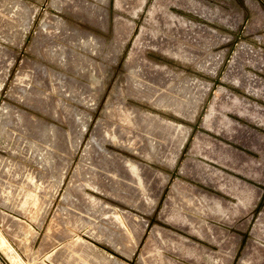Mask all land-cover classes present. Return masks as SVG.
Listing matches in <instances>:
<instances>
[{
	"label": "rangeland",
	"instance_id": "1",
	"mask_svg": "<svg viewBox=\"0 0 264 264\" xmlns=\"http://www.w3.org/2000/svg\"><path fill=\"white\" fill-rule=\"evenodd\" d=\"M136 1L118 2L127 10L137 6ZM163 1L145 0L140 5L138 11L144 12V16H140L139 35H134L131 26L124 34V41L129 44L124 79L113 86L112 95L99 109L100 94L97 92L96 100V95L92 96L98 84L94 81L80 85L73 83L64 72L67 70L64 61L67 60V51L57 38L62 29L58 13L64 1L0 0V223L29 261L33 258L36 264L40 261L43 264L52 257L54 264H158L161 259L159 264L217 263L216 259L206 260L202 253L205 242L199 231L200 222L196 220L204 218L209 222L210 217L206 213L191 211L194 219L189 220V216L181 212V206L191 200L183 190L186 179L179 174L169 176L174 162L179 163L175 155L185 135L180 129L183 126H173L174 129L168 132L161 126L153 134L147 122L154 118L161 125L168 121L179 124L174 121L172 110L179 108V101L193 112L202 100L201 95L204 97L203 94L210 92L205 103L207 112L216 104L214 98L218 95V86L234 89L227 81L239 77L238 66L247 73L256 72L264 77V28L249 33L244 31L245 25L255 17L254 10L246 2L253 1L264 9V0H193L209 10L211 16L195 15L196 19L186 16V10L166 5ZM80 3L89 6L92 1L81 0ZM152 9H171L184 15L185 22L188 18L201 27L216 28L218 38L200 30H190L185 25V28L171 26L170 22L155 17ZM232 11L238 17L237 22L214 18ZM229 29L235 30L240 39L231 48L219 47V37L226 35ZM157 37L168 42L161 47V52L155 51L161 53L157 55L162 63L150 60L151 64L147 65L144 52H151L150 47L155 45ZM136 43L141 45L138 53ZM245 46L256 51L257 56L241 59L239 51ZM74 58L79 60L83 56L76 54ZM158 65L162 68L156 71L153 67ZM199 69L205 70L204 74L208 76L207 87L210 89L205 92L203 85L196 82L204 81L197 74ZM84 71L81 75L93 73L88 69V72ZM219 74L223 83H213ZM190 78L193 79L191 83ZM159 96L170 98L173 106H164V97ZM73 101L86 110L99 109L91 129L88 121L84 123L83 109L80 111ZM194 102L196 104L191 105ZM232 115L238 114L234 112ZM127 119L132 120L130 124ZM43 127H49L50 131L45 134ZM172 131H175L173 135ZM197 134L200 135L199 131L195 136ZM162 149H167L165 153L168 152L170 157L165 153L163 156ZM180 150L182 154L183 149ZM193 150L201 156V151L194 145ZM165 159H170L169 163ZM175 187L177 192H184L181 199L172 192ZM89 202L97 207L92 208ZM198 205L195 201L192 203L193 208L198 209ZM171 215L176 218H169ZM246 225L239 229L240 237L248 232ZM43 229L45 232L40 242ZM194 231L198 236H191ZM2 237L6 244L0 248V254L7 263L26 264ZM61 240L65 241L52 250L55 242ZM72 242H78L81 249L71 250ZM230 243L227 247L232 250L233 243ZM42 254L46 255V260L42 261Z\"/></svg>",
	"mask_w": 264,
	"mask_h": 264
},
{
	"label": "crops",
	"instance_id": "2",
	"mask_svg": "<svg viewBox=\"0 0 264 264\" xmlns=\"http://www.w3.org/2000/svg\"><path fill=\"white\" fill-rule=\"evenodd\" d=\"M137 1L136 3L139 5H141V2H143V0ZM162 1L163 0H160V2ZM164 1H169L170 5L172 3L174 6L186 10L188 12L186 13V16H188L190 19H196L194 18L195 15L211 17L209 10L206 11L202 7V4L200 6L199 3L196 4L193 0ZM154 12L155 17L170 22L171 26L185 28V25L190 30L194 29L198 30V32L200 30L202 33L208 35L212 34L214 36L216 35L215 37H217L216 28H210L208 26L201 27L199 23L193 24L188 18L186 20V24V22L183 20L186 17L184 15H179V13L174 10L168 9L165 11L163 9H155ZM234 14L236 13L232 11L230 14L225 15L224 12L223 15L218 14L213 16L216 20L227 19L229 21L231 20L237 22L238 17ZM197 19L199 18L197 17ZM239 56L241 59L257 56V52L245 46L240 49ZM238 68L239 70L237 72L240 73L239 77L237 76L236 78L231 79V81H227L229 84H232L234 89L225 87L224 85L218 86V95L214 98L216 104L212 105V107L209 108L207 112L205 111L207 113V126H211L212 128L208 130L211 131L214 129V132L221 131L220 133L223 132L224 138L220 137L218 134H212L209 131L199 132L200 137L197 139V142L194 144V146H196L201 151V156L194 153V156L191 158L188 157L186 160L187 170L190 171L192 174V179H194L191 181L186 180L185 189L188 191L185 189L184 190L185 194L190 196V199L193 201L188 199V203H185L184 206H181L183 209L181 212H185L186 215L189 216V220L194 219L192 218L194 216L190 214L191 211L196 213H206L207 216L210 217L209 222L204 218H196V220H199L200 222L198 223L200 225L199 231L201 232L200 234L204 238L205 242L202 246V253L204 254V257L206 255V260L216 259V264H264V207L260 211L257 210L254 220L252 219L251 223L246 225V227L248 226L249 228V234L246 237L245 235L240 237L239 234V229L242 227L239 218L244 216V214L247 212L249 204L247 200L260 197V195H262V190L259 188L257 181L262 180L264 182V77L256 72L247 73L242 67L238 66ZM191 79L192 78H190V80ZM192 80L189 83H191ZM196 82L202 84L206 88L207 85H209V81L207 82L205 80H196ZM209 89L210 88L208 87V90ZM257 90L261 91L259 92ZM212 95H214V92ZM247 108H249V110H247ZM227 110L232 111L233 113L235 112L238 115H232L231 113H228ZM247 115L248 117H246ZM258 115L259 118L257 119ZM148 121V126L151 124L155 125V123H151L150 120ZM170 124H165L167 126L159 124V127L161 128V126H165L163 129L168 132L173 130V124ZM232 140L239 141L240 145H234L231 142ZM223 164L228 166L230 165L229 167L231 168L243 169L244 174L248 178L244 179L242 176L237 175L233 171L220 166ZM198 180H204L208 185L212 187L214 186L219 191L212 188L206 189L203 186L198 185ZM172 192H174L176 196L180 197V199L184 196V192H181V190L177 192L176 187ZM241 193L245 196H243ZM194 201L199 204V210L193 208L192 203L194 204ZM211 201L213 204H211ZM208 207H213V209L209 208L208 211ZM214 220H217L218 222H213ZM261 224H263V228L261 227ZM230 225L231 228H229ZM253 226L258 230L261 229L262 233L261 231L256 230ZM44 232L45 231L43 229L40 242L42 241V235ZM64 241L65 240L55 242V247L52 248V250ZM230 242L233 243L232 250L229 248L231 244ZM214 245H217L216 248ZM227 245H229V247H227ZM245 253L247 254L246 256L244 255ZM249 253L250 256H248ZM246 257H248L249 260H247L248 258ZM239 259L242 260L240 261ZM49 262L54 264L52 257L50 258Z\"/></svg>",
	"mask_w": 264,
	"mask_h": 264
},
{
	"label": "flooded vegetation",
	"instance_id": "3",
	"mask_svg": "<svg viewBox=\"0 0 264 264\" xmlns=\"http://www.w3.org/2000/svg\"><path fill=\"white\" fill-rule=\"evenodd\" d=\"M63 1L64 2L61 5V10L58 13L60 16L62 29L59 31L61 32V34L58 33L57 38L61 43L64 44L67 51L66 57H68V59L67 62L65 61V66H66L65 68H67V70L64 68L66 70L64 72L73 83L77 82L80 85V83L86 84L87 82L89 83V81H94L98 84V86L95 85L94 87L95 90L94 93H92V96L94 97L96 95L95 97L96 100L97 92L98 94H100L98 100V107L100 109L101 106L112 95L113 86L116 83H119L122 79H124L125 70H126V63H125L126 54L129 48V44L126 41H124V34L125 31L130 29V26L134 35L138 34L142 25L140 24L142 23L140 21L141 19L140 16L143 17L144 12H140L137 10L138 8H140L139 4L135 6V8L134 6H131L132 8L130 7V9L127 8V10H125L123 4L118 2L119 0H91L92 3L89 4L88 8L84 4L80 3L81 0H67L66 2L65 0ZM83 1L87 2V0H83ZM97 2H99V4L101 5L99 6ZM252 2L253 1L246 2L249 5V7L253 9L255 12V17L253 16L254 18L251 21H249V23L244 27V31L246 33L253 32L259 28H264L263 27L264 9L257 6L256 3L254 4ZM163 3L166 5L170 4L169 1ZM171 6L174 5L171 3ZM152 10H153L152 13L154 14L155 9ZM116 27L119 28V30H117ZM236 30L239 31V29ZM260 30H258V32ZM239 39H240V35L237 32H235V30L229 29L226 35H223V37L221 38L219 37V41L221 42L219 44L220 45L219 47L231 48V45L236 44ZM154 42L155 45L150 47L151 52H149V50H146L148 52L146 51L144 52L145 64H151L150 60H153L157 63H162V60L159 59L158 55L161 54L159 53L161 52V47H163V45L165 46V44H167L168 42H166L161 37H157ZM137 46L140 47V45L136 43V47ZM139 47H137V51L141 50V48ZM156 50L159 52H155ZM76 54L83 56V58L79 60H75L76 58H74V55ZM153 68L155 69V67ZM158 68L161 69V67ZM84 69L86 71L88 69L89 72L93 71V73L91 75H86V74L81 75V72ZM155 70L157 71L158 69ZM199 70L200 71H198L197 73L198 76L201 79L204 80L206 79L207 81L208 76L204 74L206 73V71L203 69L202 70L199 69ZM220 77L221 75L219 74L218 80L214 79L213 83L215 84L223 83V79L221 80ZM205 89H208V87L206 88L205 86H203L202 90L204 92ZM205 95L206 94H203L204 97H202V100L198 104L197 110H195L194 112H191L192 110H188L184 108L183 101L182 102L179 101L178 104V106L180 105L179 108H181L183 112H181L179 108L172 109L174 110L173 111L174 121H177L179 125H183L182 129L185 131L186 135H183L182 137L183 141H181L182 143L180 142L179 148L177 150V155H175V157L179 160V163L177 164V160L176 162H174V167L170 171V175H169L170 177L175 174H179L182 176V178L184 177L186 180L191 181L194 179V178L192 179L191 173L186 168V163H187L186 160L188 157L191 158L192 156H194L195 153L193 150V145L197 142V138L199 139L200 137V135L196 137L195 132L208 131V129L206 128L208 126L204 125L206 123V115H207V113L205 112L206 111L205 103L206 100H208L210 92L206 95V97ZM73 103L77 104L80 111H82L81 109H83L84 123L86 124V122L88 121L89 122L88 128L91 129L94 125L96 116L98 115L97 111H99V109L96 107L95 110H91V109L86 110L78 102L73 101ZM175 110L177 112H175ZM190 112L194 114H191ZM227 112L234 114L232 113V111L227 110ZM178 114L180 115V117ZM176 126H177L176 128H180L178 124ZM214 134H218L220 137L224 138L223 133H214ZM231 142L234 145H240L239 141L237 140H232ZM181 148L183 149L182 154L180 150ZM220 166H223L226 169L233 171L237 175L242 176L244 179L248 178L244 174V170L241 168L239 169L231 168L229 167L230 165L228 166L226 164ZM257 183L259 184V188L262 190L261 192L262 195H260V197L247 200L249 202L247 209L248 213L246 212L244 216L239 218V221L241 222L242 226L251 223L252 219L254 220V218L256 217V211L257 210L260 211L264 207V182L260 180L257 181ZM197 184L203 186L206 189L212 188L214 190H218L214 186L212 187L208 185L205 181L198 180ZM248 234H249V230L248 232L244 233L243 236L245 235L246 237ZM192 235L198 236V234L195 231L192 232L191 236ZM46 263L51 264L48 260L43 264Z\"/></svg>",
	"mask_w": 264,
	"mask_h": 264
},
{
	"label": "bare ground",
	"instance_id": "4",
	"mask_svg": "<svg viewBox=\"0 0 264 264\" xmlns=\"http://www.w3.org/2000/svg\"><path fill=\"white\" fill-rule=\"evenodd\" d=\"M66 1H67V0H65V2H66ZM130 1H131V3L135 2V0H130ZM143 1H144V0H143ZM158 1H159V0H158ZM85 2H86V1H85ZM137 2H138V1H137ZM6 3H7V2H6ZM86 3H87V2H86ZM129 3H130V2H129ZM141 3H142V2H141ZM11 4H12V3H11ZM64 4H65V3H64ZM67 4H68V3H67ZM67 4H66V5H67ZM134 4H135V3H134ZM0 5H1V4H0ZM2 5L5 6L6 4H2ZM7 6H8V5H7ZM12 6H13V5H12ZM139 6H140V5H139ZM88 7H89V6H87V8H88ZM116 7H117V6H116ZM75 8H77V7H75ZM134 8H135V6H134ZM137 8H138V7H137ZM15 9H16V8H15ZM73 9H74V8H73ZM139 9H140V8H139ZM139 9H137V10H139ZM89 10H90V8H89ZM134 11H135V10H134ZM12 12H13V11H12ZM132 12H133V11H132ZM134 13H135V12H134ZM130 14H131V13H130ZM131 15H132V14H131ZM133 16H134V14H133ZM172 17H173V16H172ZM58 21H59V20H58ZM58 21H57V22H58ZM57 22H56V23H57ZM60 24H61V23H60ZM117 24H118V23H117ZM46 26H48V25H46ZM56 26H57V25H56ZM118 27H119V26H118ZM57 28H59V27H57ZM116 28H117V27H116ZM198 28H199V27H198ZM60 30H61V28H60ZM117 30H119V28H117ZM120 30H121V28H120ZM207 30H208V29H207ZM66 31H67V30H66ZM58 32H59V31H58ZM206 32H207V31H206ZM59 33L61 34V32H59ZM142 33H143V31H142ZM66 34H67V32H66ZM138 35H139V34H138ZM140 35H141V34H140ZM63 36H64V35H63ZM66 38H67V37H66ZM62 39H64V38H62ZM142 40H143V39H142ZM142 40H141V42H142ZM144 43H145V42H144ZM214 45H215V44H214ZM140 46H141V45H140ZM137 47H139V46H137ZM142 47H143V45H142ZM132 48H133V47H132ZM139 48H140V47H139ZM200 48H201V47H200ZM130 49H131V48H130ZM53 50H54V49H53ZM60 50H61V49H60ZM60 50H58L59 53H61ZM63 51H64V50H63ZM68 51H69V50H68ZM130 51H131V53L133 52L132 50H130ZM200 51H201V50H200ZM56 52H57V51H56ZM56 52H54V53H56ZM136 52L138 53V51H136ZM140 52H141V51H140ZM65 53H67V52H65ZM65 53H64V54H65ZM129 53H130V52H129ZM131 53H130V54H131ZM137 53H136V54H137ZM130 54H129V55H130ZM132 54H133V53H132ZM132 54H131V55H132ZM52 55H53V54H52ZM57 55H59L58 52H57ZM65 55L67 56V54H65ZM70 56H71V55H70ZM132 56H133V55H132ZM132 56H131V57H132ZM140 56H141V55H140ZM202 56H203V55H202ZM55 57H56V54H55ZM57 57H58V56H57ZM63 57H64V55H63ZM131 57H130V58H131ZM136 57H138V56H136ZM136 57H135V58H136ZM141 57H142V56H141ZM65 58H66V57H65ZM132 58H133V57H132ZM132 58H131V61H132ZM67 59H68V57H67ZM133 59H134V58H133ZM58 60H59V59H58ZM58 60H57V61H58ZM75 60H77V59H75ZM64 61L67 62V60H64ZM64 61H63V62H64ZM134 61H135V60H134ZM137 61H138V59H137ZM141 61H142V60H140V62H141ZM132 62H133V61H132ZM135 62H136V61H135ZM211 62H212V61H211ZM60 63H61V62H60ZM129 63H130V60H129ZM136 63H137V62H136ZM215 63H216V62H215ZM134 64H135V63H134ZM137 64H138V63H137ZM137 64H135V65H137ZM192 64H193V63H192ZM128 65H129V64H128ZM131 65H132V64H131ZM141 65H142V64H141ZM141 65H140V66H141ZM147 65H148V64H147ZM161 65H162V64H161ZM79 66H80V65H79ZM144 66H145V65H144ZM158 66H159V65H158ZM158 66H156L155 69H156V68L158 69ZM214 66H215V65H214ZM145 67H146V66H145ZM159 67H160V66H159ZM163 67H164V66H163ZM215 67H216V66H215ZM149 68L151 69V67H149ZM161 68H162V66H161ZM150 69H149V70H150ZM214 69H215V68H214ZM162 70H163V69H162ZM162 70H161V71H162ZM151 72H152V71H151ZM158 72H159V71H158ZM158 72H157V73H158ZM154 73H156V72H154ZM152 74H153V73H152ZM59 75H60V74H59ZM18 79H20V78H18ZM20 80H21V79H20ZM186 81H187V80H186ZM183 84H184V83H183ZM184 85H185V84H184ZM187 85H188V84H187ZM185 86H186V85H185ZM248 87H249V86H248ZM258 87H259V86H258ZM258 87H256V88H258ZM59 88H60V87H59ZM189 88H190V87H189ZM259 88H260V87H259ZM205 90H206V89H205ZM247 90H248V89H247ZM249 90H250V89H249ZM252 91H253V90H252ZM257 91H259V90H257ZM257 91H256V92H257ZM260 91H261V90H260ZM260 91H259V92H260ZM253 92H254V91H253ZM256 95H257V94H256ZM200 98H202V95H201ZM171 99H172V98H171ZM163 101H164V103H163L164 106H166V105H168V106L171 105V107L173 106V105L171 104V100H170V98L164 97V98H163ZM237 101H238V100H237ZM160 102H161V101H160ZM175 103H177V102H175ZM175 103H174V104H175ZM192 104L194 105V104H196V103L194 102V103H191V105H192ZM120 106H121V105H120ZM174 106H175V105H174ZM179 106H180V105H179ZM193 107H194V106H193ZM193 107H192V108H193ZM247 107H248V106H247ZM250 107H251V106H250ZM253 107H254V105H253ZM253 107H252V108H253ZM257 107H258V106H257ZM117 108H118V107H117ZM123 109H124V108H123ZM174 109H175V108H174ZM177 109H178V108H177ZM179 109L181 110V108H179ZM256 109H257V108H256ZM129 110H130V109H129ZM244 110H245V108H244ZM247 110H249V108H247ZM263 110H264V109H263ZM105 111H106V110H105ZM116 111H117V110H116ZM125 111L127 112V110H125ZM255 111H256V110H255ZM128 112H129V111H128ZM175 112H177V111L175 110ZM181 112H183V111L181 110ZM191 112H192V111H191ZM191 112H190V113H191ZM193 112H194V111H193ZM253 112H254V110H253ZM253 112H252V113H253ZM259 112H260V111H259ZM124 113H125V112H124ZM178 113H179V112H178ZM184 113H185V111H184ZM211 113H212V112H211ZM249 113H250V112H249ZM261 113H262V112H261ZM261 113H260V114H261ZM116 114H117V113H116ZM120 114H121V112H120ZM128 114H130V113H127V115H128ZM176 114H177V113H176ZM181 114H182V113H181ZM191 114H194V113H191ZM209 114H210V113H209ZM178 115H179V114H178ZM189 115H190V114H189ZM252 115H253V114H252ZM115 116H117V115H115ZM118 117H120V115H119ZM179 117H180V115H179ZM246 117H248V115H247ZM255 117H256V116H255ZM261 117H263V116H261ZM126 118H127V117H126ZM128 118H129V117H128ZM208 118H209V117H208ZM258 118H259V115H258L257 119H258ZM121 119H122V118H121ZM187 119H188V118H187ZM206 119H207V118H206ZM124 120H126V119L124 118ZM127 120H129V119H127ZM149 120H150L151 123H152V122L155 123V125H154V124H153V125H152V124L150 125V127H151V131H152L153 134H154V132L156 133V130H158V127L160 126V125H159L160 122H159V121H158V122L155 121L154 118L149 119ZM151 120H152V121H151ZM250 120H251V118H250ZM252 120H253V118H252ZM263 120H264V119H263ZM130 121H132V120H129V124H130ZM161 121H163V120H161ZM190 121H191V120H190ZM256 121H257V120H256ZM164 122H165V121H164ZM251 122H252V121H251ZM125 123H126V121H125ZM162 123H163V122H162ZM166 123H169V121L166 122ZM166 123H165V124H166ZM203 123H204V122H203ZM163 124H164V123H163ZM163 124H162V125H163ZM165 124H164V125H165ZM169 124H170V123H169ZM260 124H261V123H260ZM167 125H168V124H167ZM167 125H165V126H167ZM170 125H171V124H170ZM176 125H177V124H176ZM176 125L174 124L173 126L177 127ZM204 125L207 126L208 124L205 123ZM165 126H164L163 128H165ZM178 126H179V124H178ZM182 126H183V125H182ZM208 127L211 128V126H208ZM111 128H112V127H111ZM166 128H168V127H166ZM170 128H171V127H170ZM206 128H207V127H206ZM109 129H110V128H109ZM109 129H108V130H109ZM112 129H113V128H112ZM159 129H160V128H159ZM171 129H172V128H171ZM173 129H174V127H173ZM180 129L182 130V128H180ZM211 129H212V128H211ZM42 130H43L44 133L46 134V133H48V132L50 131V128H49V127H47V128L43 127ZM108 130H106V131H108ZM128 130H129V128H128ZM213 130H214V129H213ZM213 130H212V131H213ZM217 130H218V129H217ZM110 131H112V130H110ZM125 131H127V130L125 129ZM170 131H171V130H170ZM129 132H130V131H129ZM172 132H173V133H172V135H173L175 131H172ZM218 132H219V131H218ZM51 133H52V130H51ZM108 133H109V132H108ZM108 133H107V134H108ZM111 133H112V132H111ZM127 133H128V131H127ZM180 133H181V132H180ZM180 133H179V134H180ZM187 133H188V132H187ZM0 134H1V132H0ZM183 134H184V133H183ZM183 134H182V135H183ZM111 135H112V134H111ZM113 135H114V134H113ZM169 135H171V133H170ZM185 135H186V134H185ZM198 135H199V134H197L196 136H198ZM201 135H202V134H201ZM230 135H231V134H230ZM46 136H47V135H46ZM91 137H92V136H91ZM117 137H118V136H117ZM174 137H175V135H174L172 138H174ZM182 137H183V136H182ZM230 137H231V136H230ZM108 138H109V136H108ZM118 138H120V137H118ZM90 139H91V138H90ZM92 139H93V138H92ZM115 139H116V138H115ZM201 140H202V139H201ZM92 141H93V140H92ZM173 141L175 142V140H172V142H173ZM176 141H177V140H176ZM182 141H183V140H182ZM179 143H180V142H179ZM181 143H182V142H181ZM205 143H206V142H205ZM173 144H174V143H173ZM173 144H172V145H173ZM169 145H171V144L169 143ZM172 145H171V146H172ZM100 146H101V145H100ZM98 148H99V147H98ZM171 148H172V147H171ZM167 149L170 150L169 148H167ZM167 149H166V150H167ZM98 150H99V149H98ZM162 150H163V149H162ZM166 150H165V151L163 150V151H164V152L162 153L163 156H164V153L166 152ZM158 152L161 153V151H159V150H158ZM169 152H170V151H169ZM165 154H167V155H166V157H167V156H168V152L165 153ZM85 156H86V155H84L83 157H85ZM153 156H154V155H153ZM163 156H160V157H163ZM168 157H170V156H168ZM172 157H173V156H172ZM0 159H1V158H0ZM162 159H163V158H162ZM171 159H172V158H171ZM215 159H216V158H215ZM165 160H166V159H165ZM165 160H164V161H165ZM168 160H170V159H167L166 162H167ZM190 160H192V159H190ZM190 160H189V161H190ZM6 161H7V160H6ZM214 161H215V160H214ZM3 162H4V159H3ZM105 162H107V160H106ZM109 162H110V161H109ZM115 162H116V161H115ZM124 162H125V161H124ZM127 162H128V161H127ZM11 163H12V161H11ZM118 163H120V165H121V162H118ZM128 163H129V162H128ZM168 163H169V161H168ZM114 164H115V163H114ZM132 164H133V163H132ZM170 164H171V163H170ZM190 164H191V163H190ZM198 164H199V163H198ZM104 165H105V164H104ZM123 165H126V164L123 163ZM192 165H193V164H192ZM195 165H196V163H195ZM3 166H4V165H3ZM111 166H114V165H111ZM111 166H109V167H111ZM118 166H119V165H118ZM127 166H128V165H127ZM138 166H139V165H138ZM138 166H137V167H138ZM169 166H171V165H169ZM196 166H197V165H196ZM119 167H120V166H119ZM119 167H117V168H119ZM129 167H130V165H129ZM137 167H136V168H137ZM184 167H185V166H184ZM184 167H183V168H184ZM189 167H191V166H189ZM192 167H193V166H192ZM105 168H106V167H105ZM111 168H113V167H111ZM138 168H140V167H138ZM186 168H187V167H186ZM196 168H199V167H196ZM109 169H110V168H109ZM115 169H116V168H115ZM120 169H121V168H120ZM123 169H124V168H123ZM127 169H128V168H127ZM129 169H130V168H129ZM189 169H190V168H189ZM7 170H8V169H7ZM105 170H106V169H105ZM116 170H117V169H116ZM196 170H197V169H196ZM203 170H204V169H203ZM117 171H118V170H117ZM129 171H130V170H129ZM137 171H138V169H137ZM188 171H189V170H188ZM198 171H200V170H198ZM204 171H205V170H204ZM9 172H10V171H9ZM107 172H109V174L111 173V175H112V172H110V171H108V170H107ZM114 172H115V171H114ZM134 172H135V171H134ZM139 172H140V171H139ZM189 172H190V171H189ZM196 172H197V171H196ZM118 173H119V172H118ZM135 173H136V172H135ZM181 173H182V172H181ZM194 173H195V172H194ZM9 174H10V173H9ZM195 174H196V173H195ZM198 174H199V173H198ZM136 175H138V174H136ZM188 175H189V173H188ZM248 175H249V174H248ZM8 176H10V175H8ZM112 176H115V175H112ZM119 176H120V175H119ZM191 176H192V174H191ZM193 176H194V175H193ZM205 176H206V175H205ZM120 177H121V176H120ZM99 178H100V177H99ZM116 178H118V175H117ZM122 178H123V177H122ZM139 178H140V177H139ZM204 178H205V177H204ZM204 178H203V179H204ZM211 178H212V177H211ZM102 179H103V178H102ZM206 179H207V177H206ZM105 180H106V179H105ZM107 180H108V179H107ZM107 180H106V181H107ZM112 180H113V179H112ZM208 180H209V179H208ZM217 180H218V179H217ZM0 181H1V180H0ZM89 181H90V180H89ZM109 181H110V179H109ZM203 181H204V180H203ZM97 182H98V181H97ZM114 182H116V181H114ZM114 182H113V183H114ZM9 183H10V182H9ZM90 183H92V182H90ZM101 183H102V182H101ZM101 183L99 182L100 185H101ZM107 183H108V181H107ZM111 183H112V181H111ZM180 183H181V182H180ZM93 184H94V183H93ZM103 184H104V183H103ZM117 184H118V183H117ZM117 184H116V185H117ZM90 185H91V184H90ZM96 185H97V184H96ZM100 185H99V186H100ZM105 185H106V184H105ZM111 185H112V184H111ZM114 185H115V184H114ZM175 185L178 186V185H180V184L178 183V185H177V184H175ZM181 185H182V184H181ZM181 185H180V186H181ZM183 185H184V184H183ZM0 186H1V185H0ZM14 186H15V185H14ZM101 186H103V185H101ZM112 186H113V185H112ZM118 186H119V185H118ZM122 186H123V185H122ZM91 187H93V186H91ZM94 187H95V185H94ZM107 187H108V186H107ZM107 187H106V188H107ZM3 188H4V187H3ZM220 188H221V187H220ZM241 188H242V187H241ZM96 189H97V188H96ZM109 189H110V188H109ZM243 189H244V188H243ZM103 190H105V189H103ZM111 190H112V189H111ZM121 190H122V189H121ZM183 190H184V189H183ZM185 190H186V189H185ZM250 190H251V189H250ZM19 191H21V190H19ZM19 191H18V192H19ZM186 191H188V190H186ZM121 192H122V191H121ZM223 192H224V191H223ZM243 192H244V191H243ZM246 193H247V192H246ZM25 194H26V193H25ZM103 194H104V193H103ZM105 194H106V193H105ZM241 194H242V193H241ZM244 194H245V193H244ZM14 195H15V193H14ZM14 195H13V196H14ZM238 195H239V194H238ZM242 195H243V194H242ZM243 196H245V195H243ZM15 197H16V196H15ZM110 197H111V196H110ZM10 198H11V197H10ZM26 198H27V197H26ZM203 198H205V197H203ZM210 198H212V197H210ZM28 199H29V198H28ZM28 199H27V201H28ZM97 199H98V198H97ZM213 199H214V198H213ZM215 199H216V197H215ZM36 200H37V199H36ZM99 200H100V199H99ZM99 200H98V201H99ZM211 200H212V199H211ZM217 200H218V199H217ZM217 200H215V201H217ZM30 201H31V200H29V202H30ZM76 201H78V200H76ZM96 201H97V200H96ZM207 201H208V199H207ZM207 201H206V202H207ZM213 201H214V200H213ZM8 202H9V201H8ZM31 202H33V201H31ZM34 202H35V201H34ZM36 202H37V201H36ZM78 202H79V201H78ZM99 202H100V201H99ZM94 203H95V201H94ZM100 203H101V202H100ZM208 203H209V202H208ZM218 203H219V202H218ZM218 203H217V205H218ZM8 204H9V203H8ZM11 204H12V203H11ZM29 204H31V203H29ZM33 204H34V203H33ZM80 204H81V203H80ZM89 204L91 205L92 208H94V207L96 206V204H95V206H94V204H93V203L91 204L90 202H89ZM97 204H98V203H97ZM211 204H213L212 201H211ZM82 206H83V205H82ZM130 206H131V205H130ZM207 206H209V205H207ZM220 206H221V204H220ZM84 207H85V206H84ZM86 207H87V205H86ZM91 207H90V208H91ZM96 207H97V206H96ZM102 207H103V206H102ZM214 207H215V206H214ZM167 208H168V207H167ZM209 208L213 209V207H208V211H209ZM216 208H217V207H216ZM222 208H223V207H222ZM222 208H221V209H222ZM87 209H88V208H87ZM140 209H141V208H140ZM218 209H219V208H218ZM95 210H97V209H95ZM95 210H93V211H94V212H97V211H95ZM175 210H176V208H175ZM88 211H89V210H88ZM104 211H106V210H104ZM120 211H121V210H120ZM250 211H251V210H250ZM98 212H100V211L98 210ZM109 212H110V211H109ZM122 212H123V211H122ZM143 212H144V211H143ZM117 213H118V212H117ZM117 213H116V214H117ZM119 213H120V212H119ZM173 213H174V211H173ZM173 213H171V214H173ZM247 213H248V212H247ZM97 214H98V213H96V216H97ZM121 214H122V213H121ZM121 214H120V215H121ZM175 214H176V213H175ZM180 214H181V212H180ZM117 215H119V214H117ZM168 215H169V214H168ZM178 215H179V214H178ZM124 216H125V215H124ZM181 216H183V215H181ZM117 217H118V219H119V218H122V217H120V216H117ZM137 217H138V216H137ZM261 217H263V216H261ZM135 218H136V217H135ZM169 218H174V219H175L176 217H175V216L172 217V215H171ZM101 219H102V218H101ZM122 219H123V218H122ZM259 219H260V218H259ZM263 219H264V217H263ZM172 220H173V219H172ZM180 220H181V219H180ZM122 221H123V220H122ZM177 221H178V220H176V222H177ZM182 222H183V220H182ZM183 223H184V222H183ZM102 224H103V222H102ZM258 225H259V224H258ZM262 225H263V224H261V227H262ZM113 226H114V225H113ZM230 226H231V225H230ZM99 227H100V226H99ZM101 227H103V226H101ZM253 227H254V226H253ZM259 227H260V226H259ZM261 227H260V228H261ZM104 228H105V226H104ZM107 228H108V227H107ZM109 228H110V227H109ZM181 228H182V227H181ZM254 228H255V227H254ZM262 228H263V227H262ZM102 229H103V228H102ZM255 229H256V228H255ZM255 229H254V230H255ZM91 230H92V229H91ZM96 230L98 231L97 228H96ZM104 230H106V229H104ZM256 230H258V229H256ZM256 230H255V231H256ZM106 231H107V230H106ZM116 231H117V229H116ZM151 231H152V230H151ZM155 231H156V230H155ZM258 231H261V229H259ZM98 232H99V231H98ZM156 232H157V231H156ZM156 232H155V233H156ZM171 232H172V231H171ZM95 233H96V232H95ZM111 233H112V232H111ZM113 233H114V232H113ZM261 233H262V231H261ZM99 234H100V233H99ZM107 234H110V233H107ZM160 234H161V233H160ZM110 235H111V234H110ZM120 235H121V234H120ZM207 235H208V234H207ZM259 235H260V234H259ZM157 236H158V234H157ZM237 236H238V235H237ZM72 237H73V236H72ZM109 237H110V236H108V238H109ZM111 237H112V236H111ZM153 237H154V236H153ZM164 237H165V236H164ZM168 237H169V236H168ZM171 237H172V236H171ZM171 237H169V238H171ZM207 237H208V236H207ZM70 238H71V237H70ZM105 238H106V237H105ZM118 238H119V237H118ZM124 238H125V237H124ZM179 238H180V237H179ZM110 239H111V238H110ZM112 240H113V238H112ZM112 240H110V241H112ZM117 240H118V239H117ZM120 240H121V238H120ZM124 240H125V239H124ZM156 240H157V239H156ZM171 240H172V239H171ZM177 240H178V239H177ZM183 240H184V238H183ZM185 240H186V239H185ZM110 241H109V242H110ZM114 241H115V240H114ZM173 241H174V240H173ZM109 242H108V243H109ZM180 242H181V240H180ZM185 242H186V241H185ZM150 243H151V242H150ZM158 243H159V242H158ZM172 243H173V242H172ZM172 243H171V244H172ZM5 244H6V243H5V240H4V238L2 237V235L0 234V248H2ZM147 244H148V243H147ZM168 244H169V243H168ZM114 245H116V242H115ZM118 245H119V244H118ZM118 245H116V246L118 247ZM141 245H142V244H141ZM169 245H170V244H169ZM191 245H192V244H191ZM248 245H249V243H248ZM116 246H115V247H116ZM152 246H153V245H152ZM192 246H193V245H192ZM150 247H151V246H150ZM171 247H172V246H171ZM173 247H174V246H173ZM175 247H176V246H175ZM177 247H178V246H177ZM183 247H184V246H183ZM145 248H146V247H145ZM145 248H144V249H145ZM180 248H181V247H180ZM189 248H190V247H189ZM196 248H197V247H196ZM70 249H71V250H77V251H79V250L81 249V247H80V244H79L78 242H75V243L72 242ZM120 249H121V248H120ZM125 249H126V247H125ZM129 249H130V248H129ZM148 249H150V248H148ZM151 249H152V248H151ZM153 249H154V248H153ZM157 249H158V248L156 247V250H157ZM183 249H184V248H183ZM187 249H188V247H187ZM117 250H118V249H117ZM189 250H190V249H189ZM194 250H195V249H194ZM130 251H131V250H130ZM130 251H129V252H130ZM145 251H146V250H145ZM145 251H144V252H145ZM149 251H150V250H149ZM152 251H153V250H152ZM154 251H155V249H154ZM184 251H185V250H184ZM156 252H157V251H156ZM159 252H161V251H159ZM191 252H192V251L190 250V255L193 254V253L191 254ZM194 252H195V251H194ZM126 253H127V252H126ZM147 253H148V251H147ZM149 253H151V255H154V254H152V252H149ZM149 253H148V254H149ZM195 254H196V253H195ZM142 255L144 256L145 254L142 253ZM142 255H141V256H142ZM157 255H158V254H157ZM157 255H156V257H157ZM183 255H184V254H183ZM185 255H186V254H185ZM187 255H188V253H187ZM190 255H189V256H190ZM196 255H197V254H196ZM244 255L246 256L247 254L245 253ZM146 256H147V255H146ZM148 256H149V255H148ZM176 256H177V255H176ZM245 256H244V257H245ZM248 256H250V253H249ZM251 256H252V255H251ZM150 257H151V256H150ZM156 257H154V259H155ZM159 258H160V257H159ZM163 258H164V257H163ZM169 258H170V257H169ZM242 258H243V257H242ZM246 258H248V257H246ZM250 259H251V258H250ZM45 260H46V259H45ZM137 260H138V259H137ZM145 260H146V259H145ZM157 260H158V259H157ZM161 260H162V259H161ZM161 260H158V261L160 262ZM163 260H164V259H163ZM239 260H240V259H239ZM241 260H242V259H241ZM241 260H240V261H241ZM244 260H246V259H244ZM247 260H249V258H248ZM153 261L155 262V260H153ZM165 261H166V260H165ZM165 261H164V263H165ZM171 261H172V260H171ZM171 261H170V263H171ZM188 261H189V260H188ZM146 262H147V261H146ZM159 262H157V263L159 264ZM243 262H244V261H243ZM246 262H247V261H246ZM238 263H239V262H238ZM46 264H48V263H46ZM146 264H147V263H146ZM155 264H156V263H155ZM161 264H162V263H161ZM173 264H174V263H173ZM240 264H241V263H240Z\"/></svg>",
	"mask_w": 264,
	"mask_h": 264
},
{
	"label": "water",
	"instance_id": "5",
	"mask_svg": "<svg viewBox=\"0 0 264 264\" xmlns=\"http://www.w3.org/2000/svg\"><path fill=\"white\" fill-rule=\"evenodd\" d=\"M0 232L2 235L5 237V239L9 242V244L13 247V249L16 251V253L21 257V259L26 263V264H36V261L33 260V258L30 259V261L25 257V255L22 253V251L18 248V246L10 239L6 231L4 230L2 223H0ZM47 255V253H45ZM46 255H41L42 261L45 260ZM126 259V258H125ZM40 261V260H39ZM40 264L42 263L41 261L39 262ZM0 264H8L7 261L2 257L0 254Z\"/></svg>",
	"mask_w": 264,
	"mask_h": 264
}]
</instances>
